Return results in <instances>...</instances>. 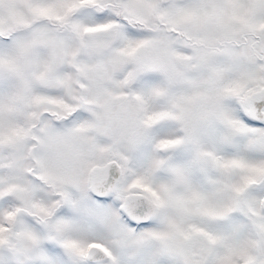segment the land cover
<instances>
[{
    "label": "snow or ice",
    "instance_id": "snow-or-ice-1",
    "mask_svg": "<svg viewBox=\"0 0 264 264\" xmlns=\"http://www.w3.org/2000/svg\"><path fill=\"white\" fill-rule=\"evenodd\" d=\"M0 264H264V0H0Z\"/></svg>",
    "mask_w": 264,
    "mask_h": 264
}]
</instances>
